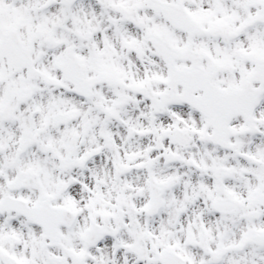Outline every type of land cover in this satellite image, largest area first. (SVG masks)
<instances>
[{"label": "snow or ice", "instance_id": "6c2138e0", "mask_svg": "<svg viewBox=\"0 0 264 264\" xmlns=\"http://www.w3.org/2000/svg\"><path fill=\"white\" fill-rule=\"evenodd\" d=\"M0 264H264V0H0Z\"/></svg>", "mask_w": 264, "mask_h": 264}]
</instances>
